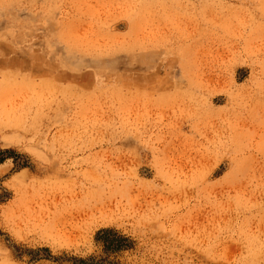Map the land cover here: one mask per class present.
<instances>
[{
    "label": "rangeland",
    "instance_id": "1",
    "mask_svg": "<svg viewBox=\"0 0 264 264\" xmlns=\"http://www.w3.org/2000/svg\"><path fill=\"white\" fill-rule=\"evenodd\" d=\"M0 264H264V0H0Z\"/></svg>",
    "mask_w": 264,
    "mask_h": 264
},
{
    "label": "bare ground",
    "instance_id": "2",
    "mask_svg": "<svg viewBox=\"0 0 264 264\" xmlns=\"http://www.w3.org/2000/svg\"><path fill=\"white\" fill-rule=\"evenodd\" d=\"M110 199H111V198H110ZM95 200H96V199H95ZM103 201H104V200H103ZM106 202H107V201H106ZM109 204H111V203H109ZM118 205H119V204H118ZM86 206L88 207V205H86ZM107 206H108V205H107ZM126 206H127V205H126ZM97 207H98V206H97ZM112 208H113V210H114V207H112ZM99 209H100V208H99ZM108 209H109V208H108ZM91 211H92V210H91ZM99 211H101V210H99ZM109 212H110V211H109ZM110 213H111V212H110ZM101 214H102V213H101ZM101 214H98V215L100 216ZM94 215H95V214H94ZM103 215H104V214H103ZM103 215H102V216H103ZM84 216H85V215H84ZM102 216H101V217H102ZM106 216H107V213H106ZM102 219H103V218H102ZM91 220H92V219H91ZM91 220H90V221H91Z\"/></svg>",
    "mask_w": 264,
    "mask_h": 264
}]
</instances>
